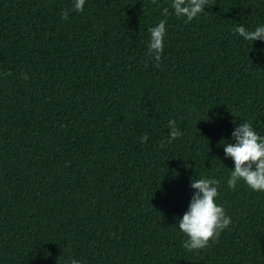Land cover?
I'll return each mask as SVG.
<instances>
[{"label":"trees","instance_id":"1","mask_svg":"<svg viewBox=\"0 0 264 264\" xmlns=\"http://www.w3.org/2000/svg\"><path fill=\"white\" fill-rule=\"evenodd\" d=\"M71 5L0 0V264H264V192L227 185L220 143L241 120L264 135V42L233 31L264 23V0L188 22L170 0ZM202 176L231 223L189 250L175 224Z\"/></svg>","mask_w":264,"mask_h":264},{"label":"clouds","instance_id":"2","mask_svg":"<svg viewBox=\"0 0 264 264\" xmlns=\"http://www.w3.org/2000/svg\"><path fill=\"white\" fill-rule=\"evenodd\" d=\"M85 0H72L71 7L81 10ZM206 0H170V5L162 9L166 18L169 7L177 17H182L185 22L191 21L204 10ZM66 11L62 16L67 17ZM162 18L148 29L147 50L150 58L159 65L160 54L163 49L166 32V19ZM233 31L241 38L252 43L256 40L264 42V23L257 24L248 29L244 24L237 23ZM168 136L172 139L180 136L181 130L174 119H169ZM147 136L141 137L146 140ZM163 143V141H162ZM225 157L231 158L233 167L227 179V185L234 187L238 182H243L253 191L264 192V135H261L250 120H241L235 124L230 140L221 139ZM219 181L214 177H200L190 180L193 189L186 210L177 219L175 226L185 239L182 246L189 249L205 247L210 239H215L220 232L231 223V217L226 213L223 205L216 202ZM63 264H82L81 260L70 258Z\"/></svg>","mask_w":264,"mask_h":264}]
</instances>
